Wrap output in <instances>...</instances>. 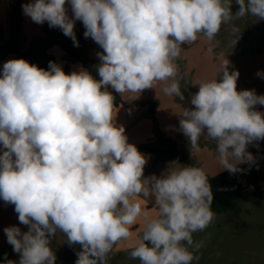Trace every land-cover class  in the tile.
Masks as SVG:
<instances>
[{"label":"clouds","instance_id":"9594fccd","mask_svg":"<svg viewBox=\"0 0 264 264\" xmlns=\"http://www.w3.org/2000/svg\"><path fill=\"white\" fill-rule=\"evenodd\" d=\"M32 0L22 5L34 23L58 27L79 46L81 21L97 53L96 79L88 70L65 73L25 59L0 69V199L15 206L19 222L4 232L19 264H55L50 238L57 231L79 244L75 264H107L114 246L133 236L146 218L130 252L140 264H192L200 247L193 234L214 220L213 192L200 167L170 162L164 173L145 176L147 157L128 142L116 124L115 97L137 98L163 84L178 96L182 45L200 36L212 41L221 26L247 15L264 20V0ZM70 5L72 16L68 15ZM225 58L218 78L200 81L179 127L192 150L202 136L215 141L223 170L242 171L254 163L248 145L264 140V95L237 90L238 71ZM264 76V73H257ZM179 77V79H178ZM206 130V134H205ZM153 198L156 216L148 219L140 198ZM191 249V250H190ZM6 264H15L7 260Z\"/></svg>","mask_w":264,"mask_h":264},{"label":"crops","instance_id":"0c3cea01","mask_svg":"<svg viewBox=\"0 0 264 264\" xmlns=\"http://www.w3.org/2000/svg\"><path fill=\"white\" fill-rule=\"evenodd\" d=\"M29 2H32V0H22L20 4L22 15L20 28L21 51H33L47 47L48 53L54 56L57 64L62 66L65 73H71L81 67L86 69L81 62L71 61L70 56L57 42L65 43L77 56L89 64L96 73L97 79H99L96 69L100 63L97 53L103 51L100 46L90 37L85 38L82 45L75 46L70 37L65 36L60 28L49 27L47 22L44 24L34 23L22 10V5ZM66 7L68 15L71 17V7L68 4H66ZM11 17L12 10L9 6V0H0V31H3L0 47H4L10 39ZM82 26L81 21L77 20L75 22V35ZM182 49L181 58L177 63L180 76L183 77V79H180V89L185 98L181 100L178 96L165 95L162 91L163 84H157L155 89H146L140 95L136 94L137 98L135 99H129L132 94L125 93L121 96L114 90L109 89L115 99L118 100V104L115 105L116 108L114 109V111L118 110L116 124L125 128L128 142L136 147L154 144L157 132L172 138L176 142L177 147L185 152L192 162L202 168L208 177H214L226 171L222 169L215 157V141L202 136L199 140L200 151L192 150L188 139L180 130L179 115L185 108L191 107V95L196 93L199 87L194 84L218 78L222 70V61L225 58L230 61L229 71L235 70L240 73L237 80L238 91L254 90L257 95H264V76L257 75L258 72L264 73V20L251 15L238 19L234 18L231 22L221 26L219 33L212 41L200 36L196 42L182 45ZM10 59L16 58L13 55H9L3 64ZM151 102L158 105L154 120L148 116V104ZM255 108L257 111L264 113V106L256 105ZM247 151L251 152L255 157L254 163L264 169V140L248 145ZM144 155L148 159L144 169V175L147 177L155 157L151 154ZM169 163H163L152 175L161 176ZM179 164L189 166L185 163ZM246 164L249 163L241 165ZM140 200L142 208L148 211L147 218H154L156 211L153 198L145 200V198L141 197ZM14 208V205L6 204L0 199V250L7 249L8 251L10 249L13 254L18 255L19 253L15 252L13 246L8 243L4 229L15 226L19 227L22 232H26L28 231V226L19 222L18 214ZM145 222L146 218L141 216L131 228L133 236L118 246H114L111 252L133 249L142 234ZM52 238L55 244L59 242L69 246L66 234L59 230Z\"/></svg>","mask_w":264,"mask_h":264},{"label":"trees","instance_id":"16d2710c","mask_svg":"<svg viewBox=\"0 0 264 264\" xmlns=\"http://www.w3.org/2000/svg\"><path fill=\"white\" fill-rule=\"evenodd\" d=\"M22 0H9V6L12 10L11 17V35L8 43L4 47H0V69L7 56L13 55L16 59H25L30 64H35L40 68L48 69L49 62H56L53 55L48 53L47 47H42L33 51H21L20 49V28L22 24V15L20 12V4ZM237 5L232 6L235 13ZM85 27L82 26L75 35L79 46L85 40ZM3 39V31H0V43ZM70 40H72L70 38ZM73 42V40H72ZM70 56L73 62H81L82 65L97 79L96 73L91 69L89 64L79 56L65 43L57 42ZM74 43V42H73ZM57 63V62H56ZM118 104V100H114V105ZM157 103L148 104V116L154 120ZM154 144L137 147L142 154L154 155L155 160L150 168L148 176L152 175L165 162L176 161L185 163L189 166L198 167L192 162L188 155L177 147L176 142L160 132L155 134ZM242 171L231 173L224 171L214 177H209V184L213 192L212 210L214 213L222 214L230 212L236 201L250 202L253 199L264 201V169L260 168L256 163H249L239 166ZM194 235V234H193ZM10 260L7 256L0 252V263L6 264ZM16 264V263H15Z\"/></svg>","mask_w":264,"mask_h":264},{"label":"rangeland","instance_id":"374dc122","mask_svg":"<svg viewBox=\"0 0 264 264\" xmlns=\"http://www.w3.org/2000/svg\"><path fill=\"white\" fill-rule=\"evenodd\" d=\"M193 240L200 247L194 251L196 259L192 264H264V201H236L230 212L215 213L214 220L204 231L194 233ZM50 247L56 256L55 264H75L81 250L77 244H55L52 237ZM131 250L109 253L107 264H140L131 258ZM0 252L19 264L20 254L10 249Z\"/></svg>","mask_w":264,"mask_h":264}]
</instances>
